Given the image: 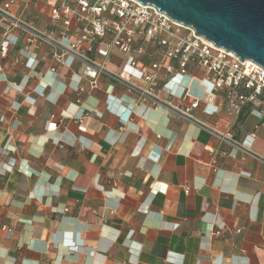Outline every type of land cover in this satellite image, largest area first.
<instances>
[{
	"label": "crops",
	"instance_id": "1",
	"mask_svg": "<svg viewBox=\"0 0 264 264\" xmlns=\"http://www.w3.org/2000/svg\"><path fill=\"white\" fill-rule=\"evenodd\" d=\"M57 4L16 0L10 11L59 36L67 27L50 19ZM6 29L0 22V47ZM77 34L74 23L70 39ZM9 40L0 57V264H264L260 108L235 118L217 92L193 112L202 128L104 76L90 89L94 71L72 58L60 64L47 42L30 44L18 30ZM146 48L141 62L170 63ZM127 63L114 50L107 66L129 72ZM190 72L163 73L159 95L201 99L211 86L202 70Z\"/></svg>",
	"mask_w": 264,
	"mask_h": 264
},
{
	"label": "built area",
	"instance_id": "2",
	"mask_svg": "<svg viewBox=\"0 0 264 264\" xmlns=\"http://www.w3.org/2000/svg\"><path fill=\"white\" fill-rule=\"evenodd\" d=\"M15 1L9 0L0 5V22L7 25L0 57L5 58L8 54L9 33L18 30L30 44L40 40L53 46L54 57L60 64H66L67 59L72 58L92 69L94 75L89 79L90 89L98 88V78L104 76L133 94L137 102L153 108H164L168 113L202 128L207 125L196 119L193 112L200 108L202 101L206 104L212 102L217 92L226 93L228 107L235 118L248 105L264 112V67L251 59L242 60L235 53L196 35L194 30L158 12L153 6L137 0H58L50 19L54 25L62 22L67 31L55 36L52 32L38 30L20 15L12 13L10 5ZM74 23L78 34L71 40L69 33ZM183 28L190 33H183ZM146 46L170 63L141 62L138 57L147 55ZM114 50L126 56L131 71H114L107 66ZM191 69L202 70L205 74L203 80L211 86L205 96L195 98L189 104H179L159 95L160 76L163 73L189 76ZM56 128L57 123L48 125V129ZM218 137L245 156H254L251 150L239 140L230 138L228 133H220Z\"/></svg>",
	"mask_w": 264,
	"mask_h": 264
},
{
	"label": "water",
	"instance_id": "3",
	"mask_svg": "<svg viewBox=\"0 0 264 264\" xmlns=\"http://www.w3.org/2000/svg\"><path fill=\"white\" fill-rule=\"evenodd\" d=\"M264 67V0H137Z\"/></svg>",
	"mask_w": 264,
	"mask_h": 264
},
{
	"label": "rangeland",
	"instance_id": "4",
	"mask_svg": "<svg viewBox=\"0 0 264 264\" xmlns=\"http://www.w3.org/2000/svg\"><path fill=\"white\" fill-rule=\"evenodd\" d=\"M183 33H186V34H189L190 33V31L188 30V29H185V28H183Z\"/></svg>",
	"mask_w": 264,
	"mask_h": 264
}]
</instances>
